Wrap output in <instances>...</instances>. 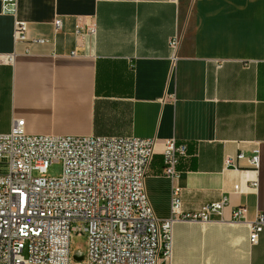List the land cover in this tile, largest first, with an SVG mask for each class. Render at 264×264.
Returning <instances> with one entry per match:
<instances>
[{"label": "crops", "instance_id": "0c3cea01", "mask_svg": "<svg viewBox=\"0 0 264 264\" xmlns=\"http://www.w3.org/2000/svg\"><path fill=\"white\" fill-rule=\"evenodd\" d=\"M84 24L95 33H77ZM18 118L30 134L153 139L144 189L157 218L172 185L183 212L227 199L222 219L172 224L170 264H264V236L250 244L246 222L230 219L236 205L247 221L264 212V0H17L15 15L0 10V132ZM168 138L186 146L171 180Z\"/></svg>", "mask_w": 264, "mask_h": 264}, {"label": "built area", "instance_id": "2783aa9c", "mask_svg": "<svg viewBox=\"0 0 264 264\" xmlns=\"http://www.w3.org/2000/svg\"><path fill=\"white\" fill-rule=\"evenodd\" d=\"M17 0H0L4 14L15 15ZM60 19L54 20L55 27ZM79 34H94V24L76 26ZM14 37L24 41L26 24L14 21ZM181 32L167 40L170 59L176 58ZM11 57H9V60ZM155 150L151 138L112 135L30 134L23 118L0 132V264H170L172 224L180 220L222 219L227 204H202L183 212L179 188L169 190V211L157 218L148 202L144 176ZM183 142L168 138L160 144L161 175L174 179ZM242 152L235 158H242ZM258 152L248 157L258 166ZM59 162L58 175H47ZM223 166L236 167L230 157ZM251 188L256 182L249 183ZM237 192V185H233ZM242 205L234 206L230 219L246 222L248 241L264 236V212L249 221ZM84 234V252L73 250V234ZM77 260L75 257H80Z\"/></svg>", "mask_w": 264, "mask_h": 264}, {"label": "rangeland", "instance_id": "374dc122", "mask_svg": "<svg viewBox=\"0 0 264 264\" xmlns=\"http://www.w3.org/2000/svg\"><path fill=\"white\" fill-rule=\"evenodd\" d=\"M61 170V165L59 162H54L48 169L47 175L55 176L58 175ZM86 245V237L84 234H73L71 237V246L73 250H79L84 252Z\"/></svg>", "mask_w": 264, "mask_h": 264}, {"label": "water", "instance_id": "95a60500", "mask_svg": "<svg viewBox=\"0 0 264 264\" xmlns=\"http://www.w3.org/2000/svg\"><path fill=\"white\" fill-rule=\"evenodd\" d=\"M77 260H81L82 258H81V256L80 257H75Z\"/></svg>", "mask_w": 264, "mask_h": 264}]
</instances>
